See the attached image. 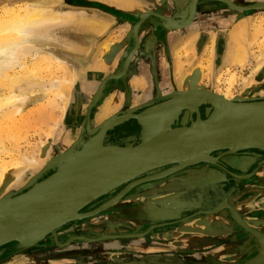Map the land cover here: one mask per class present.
<instances>
[{
    "label": "rangeland",
    "instance_id": "obj_1",
    "mask_svg": "<svg viewBox=\"0 0 264 264\" xmlns=\"http://www.w3.org/2000/svg\"><path fill=\"white\" fill-rule=\"evenodd\" d=\"M123 1H127L128 3L131 2L132 4L131 9L120 8L117 2L114 1L112 2L110 0H51V1L50 0H41V1L40 0H0V14L5 9L6 10L16 9L19 6L31 7L33 5H42L45 8L48 7L53 11L57 12L54 13L55 15L52 17V21L59 19L58 17L59 13L62 16H65L64 12L68 13V11L69 12L71 11L70 16L68 17L69 18L71 17L70 20L72 21L69 22L68 24L56 25L54 27L50 26L49 32L51 33H49V38L46 37L39 38L40 41H44V43L46 44V45L44 44L43 47L42 46L39 47V51H40L39 55L34 56L31 53L30 54L32 56H30V54L26 55L25 59L23 60L24 64L26 63L25 64L26 68L25 66H23L22 68L23 70L20 69L19 72L18 69H15L16 71L12 70V73H8L11 72L8 71L6 73L7 77H4L5 75L4 74L0 78V79L3 78L2 80H0L1 81L0 84L2 86V87L0 86L1 88L0 94L3 93V96H5L6 93H7L6 96L12 94H18L17 86L19 85L12 86L11 84V82L14 80V77L15 78L18 77L19 81L24 82L25 81L24 79L28 78L33 83L34 82L38 83L39 84L38 86L36 85L33 86L32 88L31 87L28 88V92L35 93V95L34 93L32 95H29L31 96L29 97V100L31 101H33L34 99H36L41 95L40 87H42V84L48 85L49 83H52L54 80L63 82L65 81V79L67 80L66 82H64V84L67 85L70 83V85H68L69 90L65 87H62L60 90L55 92V95L52 94L50 96L49 94L48 99H46V101L44 102V104H46L45 106H43L44 104L43 105L41 104L40 106L38 104H31L32 103L31 101L30 103H28L29 101H27V103L22 109L23 111L22 115L20 114L21 118L23 117L22 120H20L21 118L19 114L18 115L12 114L13 108L18 106V104L17 105L14 104V106H10V107L6 106L4 107L5 109L2 108L3 114H2V110H0L1 113L0 117L3 115L1 118L5 117V119L3 118L2 120L3 122L0 119L1 121L0 126L2 125V127L5 128L0 127L1 129L0 144H2L0 145V150L6 149L5 151H10L12 152V154L14 153L15 157H19V156L23 157L24 155V157L28 156V158H30L31 156H33L36 158V162H38L39 159L41 158L40 161L42 163L40 165L41 167L38 168V170L44 171L52 162L59 159L61 155L67 153L68 150L71 148V145L68 146L66 145L65 142H67L68 140L76 141V139H79L81 137H87L92 134V131H94L95 128L91 129L90 121H87V112L88 110L91 111L92 109L93 112L92 114L94 116L93 119L91 120L93 126L94 124L96 126L97 125L96 119L98 117V115H96L97 110L99 111V113H101L102 111H104V108L103 107L100 108L99 105L102 106L101 102L98 105L97 109L94 107H96V105L99 103L98 100L100 98L99 97L100 93L103 92V90L106 87V84H112V87L108 92L109 96L107 97V102H105V105L109 101H112L114 96L115 98H119L121 102L122 101L128 103L130 102L129 105L130 107L133 106V110H142L147 105L149 101L146 100L145 95L148 94L151 88H154V82H153L154 80L151 78L153 75L152 70L149 69L150 63H147V67L145 62L144 63L142 62L140 67L138 66V73L142 76V79L144 81L143 87L142 86L139 87L141 89L134 90V86L132 87L130 85H128L129 87L126 88L120 82L121 79L123 78V77L121 78L120 76L124 71V66L129 64L134 58V54H132L131 52V48L133 45L134 27L136 25V22H138L139 20H144V22L141 24V28L144 27L147 29L146 30L147 32L151 30V32H153L154 34L160 36V34H162L163 25H165L166 22H163V20L157 17H146V14L144 12L145 11L146 13L149 12V15L147 16H150L151 14L150 12L160 13L165 18L164 20H167L168 23L170 24L178 23V21H181L180 19L182 18L179 11L180 10L182 11V9L186 6V2L188 0H123ZM25 12L26 11L24 10H21L18 13L16 11H13L11 13L9 12L6 15L7 16L6 19H9L10 14L12 13H17L22 16L24 15ZM92 20L97 24L95 31L84 28L85 26L84 25L83 29L91 30L92 34H90L88 37H86L83 34L81 35L80 27L82 24L80 23L84 22V24H87L89 21ZM102 20L103 22L101 23L100 21ZM254 20L255 18L251 21V23ZM211 31L213 32V30ZM236 31L238 32L237 36L240 37L243 36V38L244 35L246 36V32H248L247 29L242 30L243 32L241 30H236ZM212 32H209V34L205 37L202 38L199 37V39L201 40V46L199 45V47L202 48L203 45H205L206 49L208 47V50H205L204 48L205 53L203 54L200 53L202 55L200 56L201 58L198 62L199 64L198 68L200 69L196 70L198 80L195 82L196 85L195 88L201 92L202 90L206 92L211 91L212 95H216L220 97L225 95V97L223 98L224 99L226 98L228 100H240V101L264 100V96H263L264 95V44H263L264 40H261V42L258 43V41L263 38L262 36L264 35V27L261 28L262 35L257 34V36L255 35L253 37L255 43L252 46L253 47L252 49H255L256 53L255 54L250 53L247 57L246 54L242 55L244 56L242 57V59L244 60H249V62H252L254 60L252 62L254 64L253 68L252 67L218 68L222 55L221 51L225 45L224 42L227 39V37L225 32L224 33L222 32L220 35H218V37L216 36L212 37ZM95 35L96 37H94ZM4 36L5 35H1L0 38ZM5 39L6 37L0 39L1 40L0 42L4 41ZM151 39L153 42L157 40V38H154L153 35ZM103 41L105 42V44ZM157 42L161 48V44L159 43L158 40ZM99 46L101 48L98 49ZM190 47L189 46L187 47V45L184 47L182 43L174 41L173 45L171 46L167 45L166 48H164L163 46L161 49H164L163 51H165V53H168L167 54L168 58H170L168 60L170 62L174 61V64L176 63L183 65L185 63L189 64L194 59H196L195 58L196 53L192 52L193 45H191ZM85 48L87 49L86 51ZM261 48H262V52L259 54L258 50H260ZM42 50H44V52ZM214 50H216V52H214ZM105 51L107 53L110 52V54L107 55ZM101 56L104 57L102 58ZM51 57H55L58 58L59 60H62L64 62L63 64L64 66H62L64 69L58 68L56 66L57 63L54 62ZM146 57H149V55H147ZM107 61H109L111 64ZM182 61L184 62L181 63ZM202 61H205V65L203 66L201 64ZM89 63L90 66H88ZM111 65L113 66L111 67ZM93 66L102 67L101 74L98 75L97 77L89 78L90 69ZM24 69L26 70L27 73L25 72ZM103 69H105L106 71ZM22 71H24L23 75H19L18 73H22ZM11 75H13L14 77L13 76L11 77ZM118 77L120 79H118ZM105 79H107V82L104 83L103 81ZM203 79L205 80L206 85L200 84L201 80L203 81ZM92 81L95 82L92 85L94 88L92 87L87 90V88L84 87L85 86L84 83H88ZM201 88H205V89L201 90ZM35 96L37 97L35 98ZM59 96L63 97V99L59 98ZM49 99L51 101L48 103ZM158 101L160 100L153 101V103ZM36 105L38 106L36 107ZM121 105H119V107ZM38 107H40L39 110ZM41 107H43V109ZM119 107L116 109L110 108L109 111H107V113L101 116V120L102 121L103 119L104 121L107 120L114 112L119 111L120 109ZM31 108L32 110L34 109L37 110L34 111L31 110L27 112ZM205 108L206 107L203 108V112ZM93 109H95V111ZM4 110H6L7 112H5ZM11 116L12 117L14 116V118H12ZM7 117L9 119L11 117V119L13 120L10 119V121H8L9 119L7 120ZM14 119L16 120V122H12L14 121ZM10 122H12V124ZM131 124L132 126H130ZM124 127H126L125 129L128 130L131 129L130 132L132 133L135 130L137 131V127L135 123L133 121H129L127 124L125 123L123 126L116 127L112 132V134L117 136V134L121 130H123ZM50 137L51 140L48 141ZM2 146L5 149L2 148ZM42 148H44L43 151ZM49 148L50 149L52 148L51 149L52 151ZM255 151L257 153H264L263 151L260 150H246V151L237 152L235 153V155L239 153H247V152H255ZM40 152L42 154L41 156H40ZM1 153L2 154H0L1 155L0 157L3 159V161L4 160L7 161L9 159L7 152H1ZM219 155L224 156L222 152H219ZM53 157L55 158V160L52 159ZM49 159L50 161L52 160V162H50ZM212 160L215 163L218 162L217 160H215V158H212ZM24 162L26 163L27 161H23L21 165L14 166L12 167V169L10 168L8 169V171H5L3 173L2 180L0 181V187H1L0 201H4L5 199H8L22 192L28 181L30 182L33 180H37V178H39L40 172L37 170L38 164L36 165L33 164L30 167L26 168L23 165H27L28 162L26 164ZM201 165H202L201 167L186 168L185 170H183V173L180 176H173L170 177V179L167 178L165 180H163L162 178L160 180L147 184L145 187L138 188L135 191L131 192L130 193L131 195L127 194L120 203H117L112 208L106 210L104 213L98 215L97 217L87 220V222L97 221L104 224L106 223L105 226L107 228L102 230L101 234L108 235L111 237H114L118 234L119 235L123 234L128 236V235H138L144 232L145 230L144 228L150 226V224H157L164 220L177 219L176 216H171V214L169 213L168 215L159 213V211L178 212L188 216V215H192V212H197L196 210H202V211L210 210L209 208H211V206L213 205H211L210 203H205L203 195L211 193L210 190H214L215 188H220V185H222V183H218L216 185H211V184L209 185L208 183L210 182H205V180L213 179V178H225L226 176L222 174V172H220L218 168H216L217 164H215V166L205 165V164H201ZM248 168L250 167L248 166L247 168L246 167L244 168L243 166H238V168L232 167L230 169H234V171H236L237 173H244L249 170ZM23 169L24 172L22 171ZM9 173L10 175H12L11 177H9L10 176ZM20 174L22 175L21 177ZM44 176L46 175L44 174ZM14 178H16L15 179L16 181L14 180ZM20 178L22 179L20 180ZM253 180L237 181L238 183L236 182V184L239 185V189L237 193H235V195L238 196V201L239 200L240 201L238 203L233 202L234 205L229 204L232 207L234 206V210L236 211V213H238L240 218L242 217L241 219L247 218L248 216H252L250 213L251 211L256 213L260 210H264V187H263L264 181H262L263 179L262 178L260 179L259 177L254 178ZM6 182H8L7 185L5 184ZM230 184L232 183L230 182ZM245 185L246 187L244 188L243 186ZM1 190H3L4 192ZM184 192H186L185 195H183ZM111 193L114 194L113 192ZM111 193H108L107 196L104 195L102 196V198H99V202L104 200L108 196H111L112 195ZM167 196L169 198H167ZM194 197L197 199L196 203L194 204L191 203L189 206H186L184 204L186 203L183 202L184 200L190 201V199ZM97 200L94 202H97ZM185 210H187L188 212H186ZM123 212L124 213L126 212L128 216L126 213L124 214ZM218 220L219 222H221L220 223L221 226L220 227L218 226L219 228L217 227L216 229H212L211 227L210 230H209L210 220L208 216H205V218L201 216H197L196 218L188 220L183 224H180L178 226L175 225L173 228L169 229V231L171 232L170 237H168V239L163 240L165 242L169 241L168 247L166 246L161 248L159 244L160 239L154 238L153 240L155 239L158 240L152 242L155 243L154 245H157V247H154L155 248L154 255L150 258L151 263H155L154 261L157 262V260L163 263H170V264L178 263L176 261L178 260L180 261L181 260L180 256L182 255L183 261L185 262H187V260L189 259H195L200 264H240L242 262L241 260L246 258L244 256L248 255L246 252H242L243 243L245 242L248 236L246 233H244V231L236 228L232 224V222L228 220V218L221 216L220 219ZM204 221H208L207 223L208 225L206 226V228L202 224H199L200 222H204ZM114 224H119V225L121 224L122 227H127V226L128 227L122 228L121 230L114 229ZM247 224L249 225L251 224L252 227H256L252 224L251 221L249 223L247 222ZM135 228H141V229H139V231L138 230L136 231ZM61 230H64V228L63 229L61 228L59 231ZM160 232L161 231H158V233ZM101 234H99L98 237L96 238H101ZM185 234L187 237L185 236ZM202 236L204 238H202ZM243 239H245L244 242H242ZM255 249L256 250L254 251H257V248ZM56 252H57L56 254H52V253L49 254L50 257L49 259L40 260L39 264H68V262H66V260L68 259V253H67L68 251L66 252L65 250H63ZM163 254H168V255L167 257H164L162 256ZM21 257L12 260L11 262H7L6 264H15L19 261H23L24 263L25 261ZM148 261L149 260L147 259H142L139 260L138 263L146 262L148 264L150 263V261L149 262ZM0 264L3 263L0 261Z\"/></svg>",
    "mask_w": 264,
    "mask_h": 264
},
{
    "label": "water",
    "instance_id": "obj_2",
    "mask_svg": "<svg viewBox=\"0 0 264 264\" xmlns=\"http://www.w3.org/2000/svg\"><path fill=\"white\" fill-rule=\"evenodd\" d=\"M210 1L224 3L229 7V0ZM210 1L188 0L182 11H179L182 18L178 23L170 24L164 20L163 16L161 18L153 14L154 12H150V16L146 17H157L166 22L160 36L151 30L147 32L148 36L142 35L141 24L144 20L136 22L131 48L134 57L144 60L149 55L147 50H151L152 35L166 48L168 37L171 39V36H174L172 40H175L177 32L191 27L197 21V13L203 12L202 9H209L203 5L206 4L204 2ZM211 9L215 12L218 10L213 7ZM256 9H264V2L250 6H237L233 10L244 13ZM217 19L218 17L215 21ZM206 21L199 20L198 26L201 28L211 26L213 32L218 31L216 36L222 33L219 22ZM207 35V33L202 34V36ZM149 59L152 69L151 55ZM135 66L140 67L135 60L124 66V71L120 76L123 77L120 81L123 85L124 79L127 75L129 76L130 70L135 69ZM107 79L103 82H107ZM106 86L109 91L112 84H106ZM154 89L155 91L158 89L156 82H154ZM154 99L150 100L142 110H133L125 114L119 112L109 117L96 126V130L92 131L90 136L84 137L83 140L82 137L79 138L67 153L54 161L56 163L52 162L43 171L48 172L52 167L49 175L42 177L39 175L37 180L28 182L22 192L0 201V248L13 246L15 251L20 252L48 237L56 242L57 232L67 224L97 217L112 208L116 202L126 196L133 186L139 183L157 181L170 173L192 167L188 159L200 153L225 152L227 149H237L235 153L246 150L264 151V100H226L206 91H198L194 83L186 92ZM157 100L160 101L153 103ZM201 107H206L202 116L199 112ZM87 121H90V110L87 112ZM129 121L135 123L137 131L132 133L131 129L124 127L117 136L112 134L116 127L123 126ZM112 137H116L117 142H105L104 139ZM58 160L60 161L57 162ZM180 161H183V164L178 168H171L164 174L145 177L133 182L97 209L81 213L89 203L111 193L116 187L132 178L152 169ZM210 165L215 166V164ZM228 175V178L205 180V182H210L209 185L222 183L220 188L210 190L211 193L203 195L204 202L213 205L209 208L210 210H196L197 212H192V215L188 216L178 212L159 211V213L176 216L177 219L150 224L144 232L138 235L142 238L155 236L158 231L173 228L197 216L205 218V216L219 215L228 218L236 228L250 235L247 242L255 248L260 246L259 260L262 261L264 259V237L260 240L255 239L252 228L242 222L238 213L224 199L237 193L239 185L236 181L248 180L251 176L240 177L232 173ZM185 194L186 192L183 195ZM183 202L189 206L191 203H196L197 199L194 197L190 201L184 200ZM187 210L185 211L188 212ZM90 223L94 224V222ZM213 223L209 225V230L211 227L216 229L215 225L221 226L219 220ZM199 224L206 228L207 221ZM252 224L264 226V218L260 221H252ZM130 236L132 235L120 236L118 234L111 237L101 234V238L94 237L93 239L104 241ZM167 255L162 256L167 257ZM180 258V261H176L178 263L173 264H185L182 255ZM154 262L152 264H170L158 260ZM187 264L200 263L195 259H189Z\"/></svg>",
    "mask_w": 264,
    "mask_h": 264
},
{
    "label": "crops",
    "instance_id": "obj_3",
    "mask_svg": "<svg viewBox=\"0 0 264 264\" xmlns=\"http://www.w3.org/2000/svg\"><path fill=\"white\" fill-rule=\"evenodd\" d=\"M206 1H210V0H206ZM231 1L235 3L237 6H250V5L257 4L259 2H264V0H231ZM204 3L206 4H203V5L209 9H202L204 10L203 12L197 13L196 15L197 21L194 22V24L191 27L177 32L176 40L174 39L172 40L174 36H171V39L170 37H168L169 46L173 45L174 41L182 43L184 47L186 45L187 47L188 46L190 47L191 45H193L192 52L196 53V57H195L196 59H194L191 63L189 64L185 63L182 65V64H176V63L174 64V61L170 62L168 60L170 58H168L167 56L168 53H165V51H163L164 49H161L163 46L161 45V48H160L157 40L155 42L152 41L151 50H147L148 54L149 55L151 54L152 56V69H151V64L149 65V69L152 70L153 75L151 78L154 80V82L157 83L158 89H156L155 91L154 88H151V90L148 92V93H151V96L149 94L150 97L149 96L146 97V100L152 101V100H155L154 98H158V99L165 98L174 93H180L181 91L186 92L190 89L192 83H194L195 85V82L198 80L196 70L200 69L198 68L199 66L198 62L201 58L200 56L203 53H205V50H208V47L206 49L205 45H203L202 48L199 47V45L201 46V40L199 39V37L200 38L205 37V36H202L203 33L209 34V32H212L211 26L205 27V28L199 27L198 26L199 20L204 22V20L206 21L208 19L207 20L208 22H212V23L219 22L221 25L220 29H223L221 31L223 33L225 32L226 34L227 39L225 40L224 42L225 45L221 51L222 55H221V60L219 62L220 64L218 65V68H226V67H229V68H239V67L250 68L252 67L253 68L254 67V64L252 63L254 60L252 62H249V60H244L242 59V57H244L242 55L246 54V57H247L250 53L251 54L256 53V50L252 49L253 48L252 46L255 43L253 37L255 35L257 36V34L262 35L260 28L264 27V16H263L264 9H256V10H253L252 12L241 13V12H237L229 8L224 3H215L212 1L204 2ZM212 7L218 10H216V12L212 11L211 9ZM216 17H218L217 21H215ZM254 18L255 20L251 23V21ZM239 23L241 25H239ZM241 27L243 28V30L247 29L248 32H246V36L244 35V38L243 37L241 38L240 36H237L236 34L232 40V37H231L232 32L239 28L242 29ZM141 29H142V35L148 36V33L146 31L147 29L144 27H142ZM82 30L84 33L82 32ZM90 31L91 30H87V29L84 30L81 28V35L83 34L87 37L90 35L91 33ZM214 32H212V37L216 36L218 31L215 33ZM262 37L263 38L260 39L258 43H260L261 40H264V35ZM236 41L239 44L240 43L241 44L239 45ZM258 51L260 54L262 52V48ZM214 52H216V50H214ZM238 56L242 60L238 59ZM133 60H135L136 64L138 65H141L142 62L143 63L145 62L146 67H147V63H150L149 57H145L143 60L142 58H138L135 56ZM201 64L202 66L205 65V61H202ZM130 71L131 72L129 73V76L127 75L126 77V81L128 85L132 87L134 86V90L141 89L139 87L141 86L143 87L144 81L142 79V76L138 73V68L135 66V69L133 68ZM188 76L190 78H194L195 80L194 79H191L192 81L189 80L190 78H188ZM185 78H186V81H185ZM182 82L183 83L187 82V84L189 85V88L181 89V87L179 86H181ZM205 83L206 82L203 79V81L201 80L200 84L206 85ZM108 92H106L104 98L100 101L102 104V106L100 105V107H103L105 105L104 103L107 102V97L109 96ZM235 196L237 195L234 194V195H231L230 197H225L224 199L226 200L227 204L234 205L233 202L235 203L239 202L238 198L237 200L233 199ZM248 217L250 218L251 216H248ZM218 219H220L219 215H215V216L213 215V217L212 216L209 217L210 225H213L214 224L213 222H216ZM96 223L99 224L100 222H94L93 225L90 222H85L83 226H79L78 228H79V231L81 232L79 233L83 237L82 238H79V237L72 238L68 240V242L65 244V245H68L65 247V251L66 252L68 251L67 252L68 259L66 260L68 264H138L139 260H142V259H147L150 261V264H152L150 258L154 255V249H155L154 247H157V245H154L155 243H152V242L158 240V239H155V240L153 239L154 238L160 239L159 244L161 248L166 247V246L168 247L169 241L165 242L163 240L168 239V237H170L171 232L169 231V229L171 228L161 230V232L160 233L157 232L155 236H146L142 238L139 235H132L130 237H125V238L118 237L116 239L104 240L102 242L101 240H94L93 238L98 237V235L102 233V230L106 229L107 227L105 226L104 223H101V226L99 224V226L97 227H100L102 230L100 228L97 230L95 228ZM215 227L217 228L218 226L215 225ZM122 228H127V227H122L121 224L120 225L114 224V229L120 230ZM92 229L94 230L96 229V230L92 233L91 232ZM135 229L136 231L137 230L139 231V229L141 228H135ZM62 234L63 233H61L59 237H61ZM70 235L73 236L75 234H70ZM120 236H123V234H121ZM247 240L248 238L245 241L247 242ZM43 241H40L37 244L33 245L34 247L32 246L28 248L27 250L20 251L24 253V255L21 258L24 259L25 262L23 263V261H19L15 264H39L40 260L49 259L50 258L49 254L57 253L54 250L52 251L51 249L45 246H43V248H40V250H37L39 249L38 246H40L39 243ZM36 245H38L37 249L35 248ZM24 251L26 252V254ZM186 263L187 262H185V264ZM141 264H147V263L145 262Z\"/></svg>",
    "mask_w": 264,
    "mask_h": 264
},
{
    "label": "bare ground",
    "instance_id": "obj_4",
    "mask_svg": "<svg viewBox=\"0 0 264 264\" xmlns=\"http://www.w3.org/2000/svg\"><path fill=\"white\" fill-rule=\"evenodd\" d=\"M41 1V0H40ZM51 1V0H50ZM110 1H114V2H117L118 3V6L120 7V8H124V9H128V8H130L131 9V6H132V4H131V2L130 3H128L127 1H123V0H110ZM111 3V2H110ZM228 3H229V7L231 8V9H234V8H237V5L236 4H234L231 0H229L228 1ZM25 4V3H24ZM28 4V3H27ZM106 4V3H105ZM22 5H23V3H22ZM113 5V4H112ZM19 6V5H18ZM109 6H110V4H109ZM119 7H118V9H119ZM136 7V6H135ZM137 8V7H136ZM141 8V7H140ZM249 8V7H248ZM21 10H24V11H26L25 13H24V15H19V14H17L19 11H21ZM13 11H16L17 13H12V14H10V17H9V19H6V15L10 12H13ZM124 11V10H123ZM54 13H57L56 11H53L52 9H50V8H48V7H43L42 5H33V6H31V7H27V6H19L18 8H16V9H9V10H3L2 12H1V14H0V36L1 35H5L4 37H6V39L4 40V41H2V42H0V78L4 75V77H7V72L8 71H11V72H8V73H12V70H15V69H18V72H19V70L20 69H22L23 68V66H25V68H26V63L24 64V62H23V60L25 59V56L26 55H29L30 53L32 54V55H34V56H38L39 55V47H43V45L45 44L44 43V41H40L39 40V38L40 37H46V38H49V33H51V32H49V28H50V26H56V25H61V24H68L69 22H72L70 19H71V17L69 18L68 16H70V14H71V11L69 12L68 11V13H65L64 12V15L65 16H62L60 13H59V19L58 20H55V21H52V17L55 15ZM82 13V12H81ZM128 13V12H127ZM139 13V12H138ZM145 14H146V16L147 15H149V12L148 13H146V11L144 12ZM144 14V15H145ZM153 14H155V15H157V16H159V17H161V18H163L162 17V14H160V13H156V12H154ZM101 18V17H100ZM78 20V19H77ZM91 20V19H90ZM94 20V19H93ZM89 21L87 24H84V22H82V23H80V24H82L81 25V27L80 28H82L83 29V26L85 27V28H87V29H91V30H93V31H95V29H96V26H97V24L94 22V21ZM108 21V20H107ZM99 22V21H98ZM101 23L103 22V20L102 21H100ZM106 22V21H105ZM106 24H108V23H106ZM138 24V23H137ZM110 25V24H109ZM239 25H241L240 23H239ZM100 26V25H99ZM64 27V26H63ZM132 28V27H131ZM242 28V27H241ZM100 29V28H99ZM261 29V28H260ZM79 30V29H78ZM81 30V29H80ZM105 30V29H104ZM237 30H243V28L242 29H237ZM256 30V29H255ZM103 31V30H102ZM82 32H83V30H82ZM90 32H92V31H90ZM243 32V31H242ZM84 33V32H83ZM238 32L235 30V31H233L232 32V34H231V37H232V40H233V37L237 34ZM85 34H86V32H85ZM88 34H89V32H88ZM91 34V33H90ZM97 34V33H96ZM111 34V33H110ZM254 34V33H253ZM4 37H1L0 39H2V38H4ZM88 37V36H87ZM94 37H96V35L94 36ZM243 37V36H242ZM241 37V38H242ZM236 38V37H235ZM239 39H240V37H239ZM1 41V40H0ZM91 41V40H90ZM127 41V40H126ZM86 42V41H85ZM98 42V41H97ZM104 42V41H103ZM237 42V41H236ZM83 43V42H82ZM89 43V42H88ZM92 43V42H91ZM238 43V42H237ZM49 44V43H48ZM90 44V43H89ZM104 44H105V42H104ZM239 44V43H238ZM241 44V43H240ZM239 44V45H240ZM46 45V44H45ZM121 45H122V43H121ZM84 46V45H83ZM87 46V45H86ZM110 46V45H109ZM115 46V45H114ZM119 46H120V44H119ZM125 46V45H124ZM104 47V46H103ZM108 47V46H107ZM113 47V46H112ZM129 47V46H128ZM96 48V47H95ZM99 48H101L100 46L98 47V49ZM105 48V47H104ZM103 48V49H104ZM125 49V48H124ZM87 49L85 48V51H86ZM90 50V49H89ZM107 50V49H106ZM112 50V49H111ZM128 50V49H127ZM43 52H44V50H42ZM110 51V50H109ZM113 51V50H112ZM119 51V50H118ZM125 51V50H124ZM93 52V51H92ZM99 52H100V50H99ZM106 52V51H105ZM104 52V53H105ZM114 52V51H113ZM42 53V52H41ZM107 53V52H106ZM126 53V52H125ZM30 54V56H32ZM108 54H110V52H108L107 53V55ZM115 54V53H114ZM104 55V54H103ZM238 55H240V54H238ZM30 56H29V58H30ZM94 56V55H93ZM105 56V55H104ZM103 56V57H104ZM168 56V55H167ZM46 57V56H45ZM45 57H44V59H45ZM86 57V56H85ZM102 57V56H101ZM102 57V58H103ZM111 57V56H110ZM28 58V59H29ZM34 58V57H33ZM37 58V57H36ZM35 58V59H36ZM52 58V60L54 61V62H56L57 64H56V66L58 67V68H62V69H64L62 66H64L63 64H64V62L62 61V60H59L58 58H55V57H51ZM106 58V57H105ZM32 59V58H31ZM101 59V58H100ZM113 59V58H112ZM120 59V58H119ZM118 59V60H119ZM238 59H241V58H239V56H238ZM40 60V59H39ZM38 60V61H39ZM42 60V59H41ZM65 60V59H64ZM104 60V59H103ZM103 60H102V62H103ZM242 60V59H241ZM26 61V60H25ZM47 61V60H46ZM97 61V60H96ZM95 61V62H96ZM43 62H44V60H43ZM93 62V61H92ZM107 62H109V61H107ZM112 62V61H111ZM241 62V61H240ZM47 63H49V62H47ZM100 63V62H99ZM110 63V62H109ZM53 64V63H52ZM92 64V63H91ZM111 64V63H110ZM95 65H97V64H95ZM115 65V64H114ZM117 65V64H116ZM51 66V65H50ZM88 66H90V63H89V65ZM113 65H111V67H112ZM116 67V66H115ZM184 67V66H183ZM83 68V67H82ZM102 67H99V66H93L91 69H90V76H89V78H94V77H97L98 75H100L101 74V69ZM177 68V67H176ZM257 68V67H256ZM255 68V69H256ZM181 69V68H180ZM23 70V69H22ZM25 70V69H24ZM87 70H89V69H87ZM103 70H105V69H103ZM16 71V70H15ZM81 71V70H80ZM83 71V70H82ZM106 71V70H105ZM181 71V70H180ZM193 71V70H192ZM17 72V73H18ZM23 72L24 71H22V73H18L19 75H23ZM25 72H26V70H25ZM103 72V71H102ZM27 73V72H26ZM75 73V72H74ZM14 74H15V72H14ZM17 74V75H18ZM69 74H70V72H69ZM184 74H186V73H184ZM74 75V74H73ZM190 75H192V74H190ZM10 76V75H9ZM8 76V77H9ZM13 75H11V77H12ZM16 76V75H15ZM72 76V75H71ZM77 76V75H76ZM75 76V77H76ZM14 77V76H13ZM185 77H187V76H185ZM193 77V76H192ZM67 78H69V77H67ZM71 78V77H70ZM101 78H103V77H101ZM188 78H190L189 76H188ZM187 78V79H188ZM3 79V78H2ZM2 79H0V80H2ZM73 79H74V77H73ZM98 79V78H97ZM182 79V78H181ZM191 79H194V78H190L189 80H191ZM25 81L23 82V81H19V79H18V77H14V80L11 82V84H12V86H15V85H19V86H17V90H18V94H12V95H8V96H6L7 95V93H6V95L5 96H3V93L2 94H0V95H2V96H0V110H2V108H4V107H6V106H14V104L15 105H17L18 104V106H16V107H14L13 108V112H12V114H21L22 115V109H23V107L25 106V104L27 103V101H29L28 103H30V101L31 100H29V97H31V96H29V95H32L34 92H28V88H32L33 86H38L39 84L38 83H33L31 80H29L28 78H25L24 79ZM66 80L67 79H65V81H63V82H60V81H56V80H54L52 83H49L48 85H43L42 83V87H40L41 88V95L39 96V97H37V96H35V98L36 99H34L33 101H31L32 103L31 104H38L39 106L42 104H44V102L46 101V99H48V96H49V94H50V96L53 94V95H55V92L56 91H58V90H60L62 87H65V88H67L68 90H69V86L68 85H70V83L69 84H64V82H66ZM128 80V79H127ZM5 81V80H4ZM97 81V80H96ZM181 81V80H180ZM185 81H186V78H185ZM192 81V80H191ZM7 82V81H6ZM0 83H1V81H0ZM18 83H20V84H18ZM71 83H72V81H71ZM95 82L94 81H92V82H88V83H84L85 84V88H87V90L89 89V88H92L93 86V84H94ZM4 84H5V82H4ZM97 84V83H96ZM131 84V83H130ZM3 85V84H2ZM64 85H66V86H64ZM192 85V84H191ZM0 86H1V84H0ZM5 86V85H4ZM96 86V85H95ZM124 86L126 87V88H128L129 86H128V83H127V81L126 80H124ZM2 87V86H1ZM107 87V86H106ZM106 87H105V89L103 90V92L102 93H100V98H99V102L101 101V99L105 96V94H106V92L108 91V89H106ZM138 87V86H137ZM179 87H181V89L183 88V89H188L189 88V85L187 84V82L186 83H183L182 82V84H181V86H179ZM94 88V87H93ZM169 88V87H168ZM1 89V88H0ZM116 89V88H115ZM175 89V88H174ZM91 90V89H90ZM93 90V89H92ZM129 90V89H128ZM63 91V90H62ZM177 91V90H176ZM175 91V92H176ZM260 91V90H259ZM116 92V91H115ZM182 92V91H181ZM180 92V93H181ZM37 94H38V92H37ZM36 94V95H37ZM34 95H35V93H34ZM33 95V96H34ZM57 95V94H56ZM70 96V95H69ZM149 96V95H148ZM147 96V97H148ZM150 96H151V93H150ZM149 96V97H150ZM264 96V95H263ZM134 97V96H133ZM222 97H225V95H223ZM58 98V97H57ZM59 98H62L63 99V97H61V96H59ZM58 98V99H59ZM69 98V97H68ZM123 98V97H122ZM130 98V97H129ZM141 98V97H140ZM152 98V97H151ZM31 99V98H30ZM153 99V98H152ZM157 99V98H156ZM226 99V98H225ZM112 100V99H111ZM226 100H228V99H226ZM51 100L49 99L48 100V103L50 102ZM61 101V100H60ZM53 102H55V101H53ZM52 102V103H53ZM117 102V101H116ZM148 102V101H147ZM69 103V102H68ZM130 103V102H129ZM129 103L128 102H121V104H123V105H121L119 108L120 109H124V110H126V109H128L129 107H130V105H129ZM55 104V103H54ZM65 104H66V102H65ZM105 104V103H104ZM143 104V103H142ZM38 105H36V107L38 106ZM46 104H44L43 106H45ZM98 105H99V103L96 105V107H94V108H98ZM113 105V104H112ZM115 105V104H114ZM100 106V105H99ZM55 107V106H54ZM33 108V107H32ZM32 108L30 109V110H28L27 112H29V111H31L32 110ZM35 108V107H34ZM42 109H43V107H41ZM103 108H104V111H102L101 113H99V111L97 110V114L96 115H98V117H97V119H96V122L98 123L97 125H99V123H100V119H101V116L102 115H104L105 113H107V111H109V109H110V103H107L106 105H104L103 106ZM135 108V107H134ZM5 109V108H4ZM8 109V108H7ZM6 109V110H7ZM40 109V107H38V110ZM112 109V108H111ZM6 110H4L5 112H7ZM12 110V109H11ZM34 110H37V109H34ZM34 110H32V111H34ZM94 111H95V109H93ZM4 112V113H5ZM42 112V111H41ZM115 113V112H114ZM2 114H3V110H2ZM6 114V113H5ZM5 114H4V116H5ZM25 114V113H24ZM0 115H1V113H0ZM21 115H20V118H21ZM28 115H29V113H28ZM38 115V114H37ZM63 115V114H62ZM3 116V115H2ZM1 116V117H2ZM8 116V115H7ZM0 117V119H1V121L3 120V118L5 119V117H3V118H1ZM12 117V116H11ZM11 117H10V119H11ZM12 118H14V116L12 117ZM107 118H108V116H107ZM9 118L7 117V120H8ZM10 119L8 120V121H10ZM18 119V118H17ZM23 119V117L20 119V120H22ZM7 120H5V121H7ZM11 120H13V119H11ZM0 121V122H1ZM3 122V121H2ZM12 122H16V120L14 119V121H12ZM12 122H10L11 124H12ZM102 122H104V119H103V121ZM2 124V123H1ZM73 125V124H72ZM90 125H91V123H90ZM96 125V126H97ZM0 127H2V125L0 126ZM2 128H5V127H2ZM91 129H93V128H91ZM5 130V129H4ZM94 130H96V129H94ZM0 131H1V129H0ZM53 132V131H52ZM64 132V131H63ZM91 132V131H90ZM134 132V131H133ZM75 134V133H74ZM51 135V134H50ZM57 135H59V134H57ZM48 136V135H47ZM62 137V136H61ZM71 137V136H70ZM57 138H58V136H57ZM65 138V137H64ZM1 139V138H0ZM82 140L84 139V137H82L81 138ZM49 140H51V137H50V139H48V141ZM105 140V142L106 143H109L110 141H109V138H107V139H104ZM47 141V142H48ZM76 141H78V139H76ZM76 141L75 140H73V141H71V140H68L67 142H65L66 143V145H68V146H72L73 144H75L76 143ZM117 142V141H116ZM43 143V142H42ZM41 144V143H40ZM0 145H2V144H0ZM45 145H46V143H45ZM60 145V144H59ZM38 147V146H37ZM42 147V146H41ZM51 147V146H50ZM2 148H4L3 146H2ZM48 148V147H47ZM5 149V148H4ZM12 149V148H11ZM34 149V148H33ZM43 149L44 148H42V151H43ZM46 149V148H45ZM50 149V148H49ZM52 149V148H51ZM50 149V150H51ZM6 150V149H5ZM5 150H3V149H1L0 150V154H2L1 152H7V154H8V160L7 161H3V159L0 157V181L2 180V175H3V173L5 172V171H8V169H12V167H14V166H19V165H21L22 164V162L23 161H27L28 162V164L27 165H23V166H25L26 168L27 167H30L31 165H36V164H38L37 165V170H38V168H40L41 166V161H40V159H39V161L38 162H36V158L35 157H33V156H29L30 158H28V156L27 157H24V155H23V157H15L14 156V153L12 154V152H10V151H5ZM7 150H8V148H7ZM40 150V149H39ZM41 151V152H42ZM46 151V150H45ZM52 151V150H51ZM237 151V149H227V151H225V152H227V154L225 153V152H222L223 154H224V156H225V159H222L224 162H222V163H224L226 166H228V167H234V166H236L237 164L236 163H240V161H237V160H235L234 159V156H235V152ZM41 152H40V156L42 155L41 154ZM47 152V151H46ZM65 152V151H64ZM256 152V151H255ZM264 152V151H263ZM253 153V152H252ZM3 154H6V153H3ZM35 154V153H34ZM39 154V153H38ZM49 154V153H48ZM216 154H219V152H216V151H210V152H204V153H200V154H198V155H196V156H193V157H191L190 159H188L189 160V162L192 164V168L193 167H201L202 165L201 164H205V165H210V164H215V162H213V160H212V158H215V160H217L218 161V159L219 158H217V157H219V156H216ZM264 154V153H263ZM260 155H262V154H260ZM1 156V155H0ZM3 156V155H2ZM4 156H6V155H4ZM62 156V155H61ZM60 156V157H61ZM58 158V157H57ZM56 158V159H57ZM246 158V160H247V157H245ZM249 158V157H248ZM45 159V158H44ZM48 159V158H47ZM51 159V158H50ZM50 159H49V161H50ZM52 159H54L55 160V158L53 157ZM252 159V158H251ZM37 160H38V158H37ZM221 159H220V161H222ZM44 161V160H43ZM60 160H58L57 162H59ZM252 161V160H251ZM26 162V163H27ZM48 162V161H47ZM50 162H52V160L50 161ZM49 162V163H50ZM183 161H180V162H177V163H174V164H170V165H165V166H162V167H166V166H171L170 168H173V169H175V168H178V166H181L183 163H182ZM247 162V161H246ZM25 163V162H24ZM25 163V164H26ZM54 163H56V162H53V164ZM52 164V165H53ZM205 165H203V166H205ZM22 166V167H23ZM48 166V165H47ZM53 166H55V165H53ZM33 167H35V166H33ZM43 167V166H42ZM162 167H158V168H156V169H152V170H150V171H148V172H146V173H144V174H142V175H139V176H136V177H134V178H132L130 181H128V182H126V183H123V184H121L120 186H118V187H116L113 191H111V192H113V193H115L116 191H118L120 188H122V187H124L126 184H131V183H129V182H131L132 180H136V178H138V177H140V176H143V175H145V177H152V176H154L153 174H154V172H155V170H157V169H159V168H162ZM209 167H211V166H209ZM222 167V166H221ZM247 167V166H246ZM24 168V167H23ZM55 168V167H54ZM53 168V169H54ZM14 169V168H13ZM16 169H17V167H16ZM199 169V168H198ZM51 170H52V167H50V169L48 170V172H43V171H41V170H38L39 172V175L42 177V176H44V174L47 176V175H49L50 173H51ZM169 170V169H168ZM183 170H185V169H183ZM194 170V169H193ZM23 172H24V169L22 170ZM31 171V170H30ZM181 170H179V172H180ZM212 171V170H211ZM215 171V170H214ZM50 172V173H49ZM178 172V171H177ZM197 172V171H196ZM221 172V171H220ZM262 172H264V169H263V171ZM48 173V174H47ZM192 173V172H191ZM198 173V172H197ZM22 174V173H21ZM20 174V177L22 176ZM159 174V173H158ZM171 174V173H170ZM223 174V173H222ZM221 174V175H222ZM9 175H10V173H9ZM8 175V176H9ZM36 175H38V174H36ZM193 175V174H192ZM196 175V174H195ZM205 175V174H204ZM209 175H211V174H209ZM12 175H10L9 177H11ZM18 176V175H17ZM29 176V175H28ZM168 176V175H167ZM171 176V175H170ZM213 176V175H212ZM238 176H240V177H243V176H246V175H239L238 174ZM16 177V176H15ZM172 177V176H171ZM13 178V177H12ZM17 178V177H16ZM16 178H14V180L16 179ZM255 178V177H254ZM257 178V177H256ZM6 179V178H5ZM18 179V178H17ZM22 178H20V180H21ZM29 179V178H28ZM170 179V178H169ZM180 179V178H179ZM188 179V178H187ZM190 179V178H189ZM10 180V179H9ZM12 180V179H11ZM19 180V181H20ZM26 180V179H25ZM25 180H23V181H25ZM31 180V179H30ZM141 180V179H140ZM177 180V179H176ZM202 180V179H201ZM252 180V179H251ZM257 180V179H256ZM7 181V180H6ZM16 181V180H15ZM18 181V180H17ZM163 181V180H162ZM29 182V181H28ZM135 182V181H134ZM164 182V181H163ZM174 182V181H173ZM237 182V181H236ZM21 183V182H20ZM133 183V182H132ZM148 183V182H147ZM202 183H203V181H202ZM238 183V182H237ZM6 185L8 184V182H6L5 183ZM158 184H160V183H158ZM250 184V183H249ZM1 185H2V183H1ZM23 185V184H22ZM128 185H126V186H128ZM155 185H156V183H155ZM166 185V184H165ZM9 186H10V184H9ZM125 186V187H126ZM159 186V185H158ZM194 186V185H193ZM8 187V186H7ZM160 187V186H159ZM187 187V186H186ZM244 188L246 187V185L245 186H243ZM1 188V187H0ZM3 188V187H2ZM183 188V187H182ZM4 189V188H3ZM6 189V188H5ZM254 189V188H253ZM151 190V189H150ZM1 191H3V190H1ZM7 191H8V189H7ZM161 191V190H160ZM250 191V190H249ZM253 191V190H252ZM4 192V191H3ZM1 193V192H0ZM9 193V192H8ZM118 193V192H117ZM136 193V192H135ZM145 193V192H144ZM112 194V193H111ZM129 195V194H128ZM131 195V194H130ZM141 195V194H140ZM144 195V194H143ZM171 195V194H170ZM173 195V194H172ZM177 195H178V192H177ZM255 195V194H254ZM258 195V194H257ZM107 196V195H106ZM133 196H134V193H133ZM129 197V196H128ZM128 197H126V198H128ZM159 197V196H158ZM102 198V197H101ZM111 198V197H110ZM163 198V197H162ZM165 198V197H164ZM167 198H169L168 196H167ZM237 198H238V196H235L233 199L234 200H237ZM104 199V198H103ZM123 199V198H122ZM158 199H160V198H158ZM99 200V199H98ZM97 200V201H98ZM102 200V199H101ZM155 200V199H154ZM157 200V199H156ZM163 200V199H162ZM165 200V199H164ZM178 200V199H177ZM96 201V200H95ZM120 201V200H119ZM134 201V200H133ZM169 201V200H168ZM228 201V200H227ZM243 201H244V199H243ZM94 202V201H93ZM93 202H91V203H89L88 205H90V204H92ZM108 202V201H107ZM126 202V201H125ZM153 202V201H152ZM157 202V201H156ZM164 202V201H163ZM242 202V201H241ZM169 203V202H168ZM173 203V202H172ZM244 203V202H243ZM242 203V204H243ZM94 204V203H93ZM88 205H87V207H88ZM181 206V205H180ZM95 207V206H94ZM144 208V207H143ZM194 208V207H193ZM122 210V209H121ZM124 210H126V209H124ZM147 212V211H146ZM238 212V211H237ZM87 213V212H86ZM124 213V212H123ZM126 213V212H125ZM124 213V214H125ZM127 214V213H126ZM147 214V213H146ZM264 215V214H263ZM127 216H128V214H127ZM128 218V217H127ZM242 218V217H241ZM249 218V217H248ZM97 219V218H96ZM247 220V219H246ZM108 221V220H107ZM132 221V220H131ZM201 221V220H200ZM203 221V220H202ZM249 222H250V220H249ZM252 222V221H251ZM207 223H208V221H207ZM100 224V226H101V223H99ZM99 224L98 223H96V225H95V228L98 230L100 227H97V226H99ZM106 224V223H105ZM122 224V223H121ZM133 224H134V222H133ZM192 224V223H191ZM208 225V224H207ZM128 227V226H127ZM262 228H264V226H261ZM189 228H191V227H189ZM193 228H194V226H193ZM219 228V227H218ZM95 229V230H96ZM101 229V228H100ZM197 229V228H196ZM94 229H92V233L95 231ZM102 230V229H101ZM121 230V229H120ZM200 230V229H199ZM100 231V230H99ZM221 231V230H220ZM264 231V230H263ZM260 232V231H259ZM58 233V232H57ZM262 233V232H261ZM220 234V233H219ZM184 235V234H183ZM94 236V235H93ZM185 236H186V234H185ZM184 236V237H185ZM198 236H199V234H198ZM248 236V235H247ZM257 236V235H256ZM187 237V236H186ZM191 237V236H190ZM200 237H201V235H200ZM221 237V236H220ZM179 238H180V236H179ZM183 238V237H182ZM199 238V237H198ZM202 238H204L203 236H202ZM258 238V237H257ZM192 239V238H191ZM259 239H261V238H259ZM248 241V240H247ZM53 242V241H52ZM103 242V241H102ZM140 242V241H139ZM194 242V241H193ZM197 242V241H196ZM185 243V242H184ZM187 243V242H186ZM53 244V243H52ZM58 245V244H57ZM123 245V244H122ZM187 245V244H186ZM190 246V245H189ZM34 247V246H33ZM49 248V247H48ZM255 248V247H254ZM50 249V248H49ZM82 251V250H81ZM12 253V252H11ZM189 257V256H188ZM249 258V257H248Z\"/></svg>",
    "mask_w": 264,
    "mask_h": 264
},
{
    "label": "flooded vegetation",
    "instance_id": "obj_5",
    "mask_svg": "<svg viewBox=\"0 0 264 264\" xmlns=\"http://www.w3.org/2000/svg\"><path fill=\"white\" fill-rule=\"evenodd\" d=\"M202 89H205V88H201V90ZM203 91V90H202ZM208 92H210L211 93V91H208ZM104 98V97H103ZM102 98V99H103ZM101 99V100H102ZM104 101H105V99H104ZM117 101V102H116ZM108 103H110V108H112V109H116V108H118L119 107V105L121 104V100L119 99V98H115V96L113 97V100L112 101H109ZM113 105H112V104ZM115 104V105H114ZM100 108H102V107H100ZM203 108L204 107H201V108H199V112H200V114H201V116H202V112H203ZM133 111V106H131V107H129L128 109H126V110H124V109H119V111H117V112H115L114 114H116V113H119V112H121V113H127V112H132ZM93 112H92V109H91V111H90V123H91V128H95L96 126H95V124H94V126H93V124H92V120L91 119H93V114H92ZM114 114H112L111 116H113ZM103 116V115H102ZM110 116V117H111ZM101 122H102V120L100 119V123H99V125L101 124ZM96 124H98V123H96ZM98 126V125H97ZM109 141L110 142H116L117 141V138L116 137H112L111 139H109ZM260 154H262V155H260ZM216 156H219V154H216ZM245 157H247V160H246V158ZM249 157V158H248ZM217 158H219L218 159V162L217 163H215V164H217V166H216V168H218V170L219 171H221L227 178H228V173H232V174H235V175H246V176H251V178L250 179H248V180H244V181H250L251 179L253 180L254 179V177L256 178V177H259L260 179L262 178L263 180L262 181H264V172H262L263 171V169H264V154L263 153H257V152H247V153H239V154H236L235 156H234V159L235 160H237V161H240V163H236L237 165L236 166H234V167H236V168H238V166H243L244 168L247 166H249L250 168H248L249 170L247 171V172H244V173H237L236 171H234V169H230V168H232V167H228V166H225V164L224 163H222V162H224L222 159H225V156H219V157H217ZM252 158V159H251ZM220 159L222 160V161H220ZM252 160V161H251ZM247 161V162H246ZM253 165V166H252ZM222 166V167H221ZM171 166H166V167H162V168H159V169H157V170H155V172H154V174L153 175H158V173L159 174H164L165 172H167L168 171V169H171L170 168ZM246 167V168H247ZM252 172V173H251ZM182 173H183V170H181L180 172L178 171V172H173V173H171V174H168V176L166 175V177H164L163 178V180H165V179H167V178H170L171 176L173 177V176H180V175H182ZM171 175V176H170ZM143 178H145V175H143V176H140V177H138V178H136V180H132L131 182H129V183H132V182H136V181H139L140 179H143ZM254 181V180H253ZM152 182H154V181H151V182H145V183H139V184H137L136 186H133L129 191H128V193L127 194H130L131 192H133V191H135L136 189H138V188H142V187H145L147 184H150V183H152ZM126 185H128V184H126ZM125 185V186H126ZM125 186L124 187H122V188H120L118 191H116L114 194H112L111 196H108L107 198H105L104 200H102V201H100L99 202V200L97 201V202H94V204L92 203V204H90V205H88V207L86 206L84 209H83V211L81 212V213H86V212H91V211H93V210H95V209H97L99 206H101V205H103V204H105L107 201H109V200H111L116 194H117V192H120L121 190H123L124 188H125ZM249 187V186H248ZM264 187V186H263ZM126 194V195H127ZM111 197V198H110ZM124 198V197H123ZM123 199H121L120 201H118V202H116L115 203V205L117 204V203H120L121 201H122ZM240 201V200H239ZM92 206V207H91ZM95 206V207H94ZM251 213V217L250 218H243L242 219V222L243 223H245L247 226H249L250 228H252V231H253V237L255 238V239H259V238H261V239H263V237H264V228H262L261 226H256V227H252L251 225H249V224H247V222L249 223V220L250 221H260V220H262L263 218H264V210H260V211H258V212H250ZM247 219V220H246ZM257 219V220H256ZM85 222H87V219L86 220H79V221H76V222H73V223H69V224H67L66 226H64L63 228H64V230H61V231H59L58 233H57V241L55 242L54 240H52V238H50V237H48V239H45L43 242H41V243H39L40 244V246H38V245H36V249L39 247V249H37V250H40V248H43V246H45V247H49L52 251L54 250L55 252L56 251H63V250H65V247H66V243L68 242V240H70V239H72V238H75V237H79V238H82L83 236L82 235H80V231H79V226H83V224H85ZM62 228V229H63ZM68 231H69V233H68ZM260 231V232H259ZM80 232V233H79ZM262 232V233H261ZM61 233H63L62 235H61V237H59V235L61 234ZM70 234H75V235H70ZM247 234V233H246ZM249 237H250V235L249 234H247ZM257 235V236H256ZM258 237V238H257ZM248 238V237H247ZM246 238V239H247ZM244 240L245 239H243V241L242 242H244ZM260 240V239H259ZM53 241V242H52ZM242 242H241V244H242ZM53 243V244H52ZM58 244V245H57ZM38 246V247H37ZM34 248V249H35ZM256 248H257V251H254V250H256L255 248H254V246H250V244H249V242H247L246 243V241L243 243V249H242V252H246L248 255L247 256H244V257H246V258H244V259H242L241 261V263L240 264H260V262H261V264H263L264 263V259H262V261L261 260H259L260 259V252H261V248H260V246H256ZM33 249V250H34ZM12 252V253H11ZM25 252V251H24ZM25 254H26V252H25ZM24 255V253L23 252H17V251H15L14 250V248H13V246H9V247H5V248H0V261L3 263V264H6L7 262H11L12 260H15V259H17V258H19V257H21V256H23ZM249 257V258H248Z\"/></svg>",
    "mask_w": 264,
    "mask_h": 264
}]
</instances>
